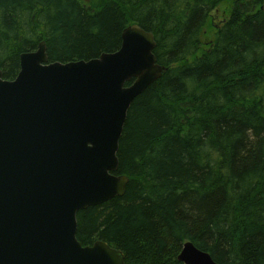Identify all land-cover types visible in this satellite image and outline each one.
<instances>
[{"label":"trees","instance_id":"trees-1","mask_svg":"<svg viewBox=\"0 0 264 264\" xmlns=\"http://www.w3.org/2000/svg\"><path fill=\"white\" fill-rule=\"evenodd\" d=\"M0 0V69L44 40L50 61L89 60L137 23L165 72L133 100L119 141L125 193L77 213L82 245L106 241L125 264H184L185 241L217 264H264V0ZM127 83L126 85H130Z\"/></svg>","mask_w":264,"mask_h":264},{"label":"water","instance_id":"water-1","mask_svg":"<svg viewBox=\"0 0 264 264\" xmlns=\"http://www.w3.org/2000/svg\"><path fill=\"white\" fill-rule=\"evenodd\" d=\"M139 24L89 60L50 61L46 42L0 69V264H125L121 249L77 239V213L125 193L119 141L128 110L166 67ZM131 83L130 85H126ZM184 264H217L187 240Z\"/></svg>","mask_w":264,"mask_h":264},{"label":"rangeland","instance_id":"rangeland-1","mask_svg":"<svg viewBox=\"0 0 264 264\" xmlns=\"http://www.w3.org/2000/svg\"><path fill=\"white\" fill-rule=\"evenodd\" d=\"M85 1L89 2L91 0ZM232 1L233 0H227L223 3H220L211 14L208 23L202 32L203 49L210 44V41L212 43L219 27H221V25H223L222 23H224L226 19L229 18Z\"/></svg>","mask_w":264,"mask_h":264},{"label":"bare ground","instance_id":"bare-ground-1","mask_svg":"<svg viewBox=\"0 0 264 264\" xmlns=\"http://www.w3.org/2000/svg\"><path fill=\"white\" fill-rule=\"evenodd\" d=\"M146 89V88H145Z\"/></svg>","mask_w":264,"mask_h":264}]
</instances>
